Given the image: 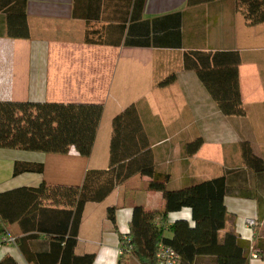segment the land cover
<instances>
[{
	"label": "crops",
	"instance_id": "0c3cea01",
	"mask_svg": "<svg viewBox=\"0 0 264 264\" xmlns=\"http://www.w3.org/2000/svg\"><path fill=\"white\" fill-rule=\"evenodd\" d=\"M77 5L76 0H0V102L104 107L89 158L74 149L67 155L0 149V193L44 181L77 186L89 170L109 169L113 120L134 105L149 156L158 173L169 175L171 190L227 178L226 232L251 245L249 264H264L263 258H253L255 245L264 246V172L247 167L241 151L247 142L264 161V23L247 25L235 0L194 5L189 0H79ZM88 27L98 44L86 43ZM193 52L240 55L245 117L220 112L197 74L185 67ZM171 77L174 82L163 86ZM197 140L203 144L195 152L191 145ZM17 161L44 164L45 172L14 176ZM148 182L138 174L105 201L87 205L78 255L96 254L94 264L119 263L120 238L127 239L134 207L164 208L162 194L148 191ZM112 207L116 226L108 218ZM177 220L193 224L191 210L172 213L169 226ZM21 237L17 224L0 220V261L29 264L16 242ZM29 247L49 251L48 239L41 236Z\"/></svg>",
	"mask_w": 264,
	"mask_h": 264
},
{
	"label": "trees",
	"instance_id": "16d2710c",
	"mask_svg": "<svg viewBox=\"0 0 264 264\" xmlns=\"http://www.w3.org/2000/svg\"><path fill=\"white\" fill-rule=\"evenodd\" d=\"M205 1L210 0H189V4ZM235 1L247 25L264 23V0ZM75 13L78 16V5ZM22 36L28 37V31ZM85 41L100 42L89 27ZM186 57V69L197 74L220 112L226 117H245L240 55L193 52ZM173 82L171 77L163 86ZM103 113L104 107L99 104L0 102V149L56 155H67L74 149L80 156L89 158ZM202 144V140H197L191 147L196 152ZM148 147L138 110L131 105L113 120L109 169L89 170L83 183L77 186L49 185L44 181L38 187L0 193V220L4 225L19 226L23 237L16 242L27 262L94 264L96 254L76 253L86 207L105 201L118 185L139 174L149 178L148 191L162 194L164 208L150 211L144 206L134 207L127 239L120 238L122 253L118 264H157L161 245L174 249L180 264H203V259H209L206 264H249L251 245L236 233L226 232L227 178L171 190L169 175L156 171ZM241 151L247 167L256 173L264 172V161L255 155L249 143H242ZM44 172V164L17 161L13 174L43 175ZM184 209L191 210L193 224L177 220L169 226L170 215ZM116 211L115 207L108 209V218L115 226ZM41 236L48 239L49 251H31L30 241ZM254 251L264 259L263 243L258 242ZM0 264L17 263L6 258Z\"/></svg>",
	"mask_w": 264,
	"mask_h": 264
},
{
	"label": "built area",
	"instance_id": "2783aa9c",
	"mask_svg": "<svg viewBox=\"0 0 264 264\" xmlns=\"http://www.w3.org/2000/svg\"><path fill=\"white\" fill-rule=\"evenodd\" d=\"M249 222L250 224H253V221H249ZM8 240L10 242H14L13 239L8 238ZM257 257L258 254L255 251L253 258H257ZM157 264H180V257L176 253V251L171 247L161 245L157 255Z\"/></svg>",
	"mask_w": 264,
	"mask_h": 264
}]
</instances>
